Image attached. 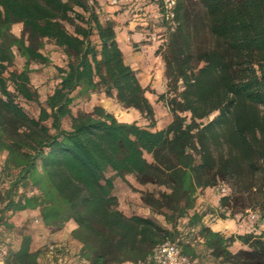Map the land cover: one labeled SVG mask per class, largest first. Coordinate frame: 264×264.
Here are the masks:
<instances>
[{
  "label": "trees",
  "instance_id": "obj_1",
  "mask_svg": "<svg viewBox=\"0 0 264 264\" xmlns=\"http://www.w3.org/2000/svg\"><path fill=\"white\" fill-rule=\"evenodd\" d=\"M97 7V0H0V155L6 153L8 177L0 231L18 238L15 246L0 233L1 261L40 264L43 250L32 248V234L9 220L36 212L53 231L77 224L71 235L82 244L84 264L147 261L156 245L176 242L182 218L219 264H264V230L226 236L203 221L204 213H191L200 189L225 185L219 205L232 216L222 218L259 209L264 220V0H178L164 54L169 90L159 96L173 118L158 130L120 121L101 105L73 113L78 97L102 90L155 124L147 88ZM17 23L20 36L12 30ZM47 40L67 62L57 66L59 82L35 116L18 99L40 103L30 64L49 61ZM17 53L25 65L9 71ZM110 171L155 186L141 192L142 201L165 223L125 214ZM236 241L247 248L233 252ZM177 244L197 264L196 247Z\"/></svg>",
  "mask_w": 264,
  "mask_h": 264
},
{
  "label": "rangeland",
  "instance_id": "obj_2",
  "mask_svg": "<svg viewBox=\"0 0 264 264\" xmlns=\"http://www.w3.org/2000/svg\"><path fill=\"white\" fill-rule=\"evenodd\" d=\"M197 2V0H194ZM109 4H111L109 2ZM113 6V5H111ZM115 7V6H113ZM196 10H199L197 4H194ZM119 8V7H115ZM121 9L114 11L113 15L109 16L105 12H101L102 21H112L117 33L118 42L124 52L125 58L128 62L135 59L140 61V70L136 71L141 84L147 88L146 95L152 103L155 110V124L152 125L151 120L144 117L140 112L133 108H127L120 103L117 97L107 96L102 90L93 93L90 97H78L72 106L74 114L81 111H91L94 106L101 105L107 111L113 113L120 121L137 122L139 125L148 127L151 130H158L166 127L172 120L173 116L165 105L164 101L159 99L161 94L167 93L169 90L167 77L166 61L164 54L166 52L167 42L170 34L175 30L176 25H171L159 15H136L132 11ZM136 10V9H135ZM23 25L17 23L13 25V32L20 36L22 33ZM43 52L49 57L48 62H31L30 79L32 87L39 92L40 103L35 101H27L23 98L18 100L31 114L37 116L40 111V104H45L47 96L54 90L59 82L57 66H65L67 56L63 49L55 45L52 41L47 40ZM136 60V59H135ZM26 59L17 53L13 66L9 71H21L25 65ZM129 64V62H128ZM9 73H7V76ZM189 114V113H188ZM216 113L210 116L212 119ZM71 124L70 118L64 122L65 127ZM6 153L0 155V190L8 185V177L2 172V166L5 160ZM150 158V157H148ZM114 175V172H108L107 176ZM127 181L122 180L120 177L114 175L115 188L113 194L118 199L119 208L127 215L139 214L143 216L154 215V217L165 223L164 217L158 214H152L149 207L142 201V191H156L157 188L153 185H142L137 182L134 175H127ZM225 185H218L214 188L200 189L197 193L196 206L191 213L195 210L204 213L203 221L216 228L226 219L222 218L224 213L226 216H232L231 211H226L220 207V197L224 195ZM255 215V217H252ZM261 211L259 209H245L244 211L237 212L231 219H243L246 222L244 229L252 228L254 225L262 222L260 220ZM15 224L16 228L23 229L25 232L33 234L39 227L40 221L36 212H22L10 215L9 218ZM238 221V220H237ZM188 218H182L179 221L178 228L180 234L176 239L178 242H191L196 247L199 258H196L197 264H219V260L213 258L210 252L204 250L202 245L203 239L200 238L196 231L190 230L187 227ZM15 229V228H14ZM0 233L7 238V241L16 246L18 238L14 230H7L1 227ZM4 230V231H3ZM223 233V232H222ZM225 234V233H223ZM233 235V234H232ZM58 249V252L54 250ZM75 246L73 244L53 246L52 252L58 254L61 259V264L66 263V258L70 257L74 252ZM235 252V244L230 247ZM4 250V249H3ZM49 250L48 247L44 251ZM0 251V260H2V253ZM52 253V254H53Z\"/></svg>",
  "mask_w": 264,
  "mask_h": 264
},
{
  "label": "crops",
  "instance_id": "obj_3",
  "mask_svg": "<svg viewBox=\"0 0 264 264\" xmlns=\"http://www.w3.org/2000/svg\"><path fill=\"white\" fill-rule=\"evenodd\" d=\"M98 2V7L97 11L99 14L101 12L107 13V15L111 16L114 11H120L121 9H127V11H136V15H148L152 16H157L158 12V6L157 3L154 1H144L140 2L138 4V8L136 5H130L126 7H119L115 8L109 4L110 0H97ZM139 8L141 10H139ZM136 9V10H135ZM102 15H100V18ZM139 56H136L135 59H128L129 64L136 70H140V61L137 62V58ZM126 59V58H125ZM127 61V60H126ZM127 62V63H128ZM135 110V109H134ZM136 111V110H135ZM139 113V111H138ZM238 220V221H237ZM231 219L227 218L225 221H222L220 224H217L216 228H213L214 230L221 231L225 233L226 236H230L232 234H244L247 232H256L259 233L260 231L264 230V220L259 223L254 225L252 228L244 229L246 222L243 219L240 221L239 219ZM40 227L32 234L33 236V242H32V248L34 250L41 249L43 250L40 256V264H61V259L58 257V254L53 253L58 252L59 250L56 249L52 252V247L54 246H61V245H68V244H73L75 246L73 254L66 258V263L65 264H84L85 262L79 258V252L81 250L82 244L74 239L71 235L72 231L77 227V224L71 220L69 221L66 226L57 231L50 230L48 227L42 224L40 222ZM235 244V252L238 251L241 248H247L245 244H243L240 241L234 242ZM48 247L49 250L44 251V249ZM53 253V254H52ZM0 264H3V262L0 260Z\"/></svg>",
  "mask_w": 264,
  "mask_h": 264
},
{
  "label": "built area",
  "instance_id": "obj_4",
  "mask_svg": "<svg viewBox=\"0 0 264 264\" xmlns=\"http://www.w3.org/2000/svg\"><path fill=\"white\" fill-rule=\"evenodd\" d=\"M144 1L156 2L159 15L171 25H176L178 0H110V3L120 8L130 5H136L138 8V4ZM141 9L139 8V10ZM223 190L225 193L228 192L226 187ZM252 217H255V215H252ZM126 264H195V262L191 257L182 252L181 247L176 242L166 240L155 246L147 261L128 262Z\"/></svg>",
  "mask_w": 264,
  "mask_h": 264
}]
</instances>
